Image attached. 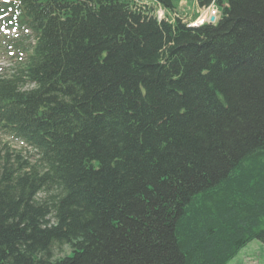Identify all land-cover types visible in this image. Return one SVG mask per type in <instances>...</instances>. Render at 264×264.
Segmentation results:
<instances>
[{"label":"trees","instance_id":"trees-1","mask_svg":"<svg viewBox=\"0 0 264 264\" xmlns=\"http://www.w3.org/2000/svg\"><path fill=\"white\" fill-rule=\"evenodd\" d=\"M195 1L215 23L0 0L33 40L9 38L0 73V132L25 145L0 139V264H227L264 244V0Z\"/></svg>","mask_w":264,"mask_h":264},{"label":"rangeland","instance_id":"rangeland-1","mask_svg":"<svg viewBox=\"0 0 264 264\" xmlns=\"http://www.w3.org/2000/svg\"><path fill=\"white\" fill-rule=\"evenodd\" d=\"M185 1L191 2V0ZM216 11V9L211 7L203 11L202 16L206 15L207 18H209L210 16H213ZM4 34L12 36L14 33L13 31H8L7 29H0V72L10 73L13 71L15 63L14 58L8 56L10 50L8 49L7 52L3 51V48L5 47L4 41H2L5 38ZM0 139H6V141H9L11 146L16 149H23L25 147L19 141L10 139L1 132ZM227 264H264V244L258 240L249 242L243 248H241L236 256Z\"/></svg>","mask_w":264,"mask_h":264},{"label":"water","instance_id":"water-1","mask_svg":"<svg viewBox=\"0 0 264 264\" xmlns=\"http://www.w3.org/2000/svg\"><path fill=\"white\" fill-rule=\"evenodd\" d=\"M211 20H213V18H211Z\"/></svg>","mask_w":264,"mask_h":264}]
</instances>
